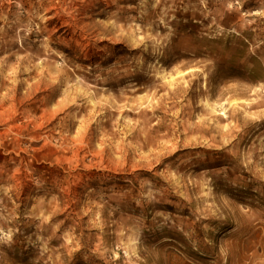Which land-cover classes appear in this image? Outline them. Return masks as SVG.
Instances as JSON below:
<instances>
[{
	"label": "rangeland",
	"instance_id": "1",
	"mask_svg": "<svg viewBox=\"0 0 264 264\" xmlns=\"http://www.w3.org/2000/svg\"><path fill=\"white\" fill-rule=\"evenodd\" d=\"M0 112V264H264V0H0Z\"/></svg>",
	"mask_w": 264,
	"mask_h": 264
},
{
	"label": "bare ground",
	"instance_id": "2",
	"mask_svg": "<svg viewBox=\"0 0 264 264\" xmlns=\"http://www.w3.org/2000/svg\"><path fill=\"white\" fill-rule=\"evenodd\" d=\"M43 4H40L39 6H41ZM72 7L69 6L67 7V9H71ZM64 11V9H62V12ZM52 12L54 14H52ZM44 15H47L44 19H43V23L41 24L42 29L46 30L47 27L51 26L53 21L56 22H60L61 21V13L57 11L56 8L52 7V4H48V8L44 9ZM55 32H58V30H55ZM47 33V37L46 40L48 41L47 44H49L52 41V30L46 32ZM34 59V57L32 55L29 56H25L24 58H22V60L19 61V69H18V76H20L21 74L23 75L24 73L27 76H35L37 78H39V80L34 83L33 85L30 86L29 88V92H36L40 89L41 84H46V82H44V80L50 79L52 76V69L51 68H46L41 69L40 71L38 70H31L29 71V65L31 64L32 60ZM24 69V70H23ZM0 116H2V112H0ZM10 132H13L14 134H17L18 131L14 130V129H10Z\"/></svg>",
	"mask_w": 264,
	"mask_h": 264
}]
</instances>
